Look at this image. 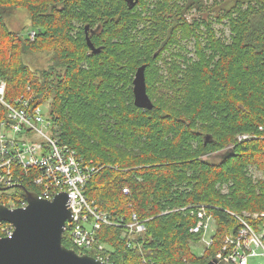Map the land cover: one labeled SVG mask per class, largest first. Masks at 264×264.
Masks as SVG:
<instances>
[{
    "label": "trees",
    "instance_id": "trees-1",
    "mask_svg": "<svg viewBox=\"0 0 264 264\" xmlns=\"http://www.w3.org/2000/svg\"><path fill=\"white\" fill-rule=\"evenodd\" d=\"M17 9L28 13L33 39L8 28ZM194 9L199 17L188 19ZM216 21L228 25V39ZM183 41L193 42L192 55ZM29 53L48 54L46 67L32 69ZM141 67L149 109L134 104ZM0 79L7 99L29 86L59 140L99 168L84 187L89 201L114 220L146 219L130 245L122 227L98 231L110 263L204 264L238 227L228 211L264 212V0H138L132 8L126 0H0ZM241 133L252 136L238 141ZM22 196L16 189L15 206ZM196 204L216 224L202 256L191 249L196 217L177 209ZM250 222L258 230L264 215ZM62 243L95 256L64 234Z\"/></svg>",
    "mask_w": 264,
    "mask_h": 264
},
{
    "label": "built area",
    "instance_id": "built-area-1",
    "mask_svg": "<svg viewBox=\"0 0 264 264\" xmlns=\"http://www.w3.org/2000/svg\"><path fill=\"white\" fill-rule=\"evenodd\" d=\"M33 39L34 31L29 33ZM7 83L0 79V104L5 109V118L0 121V193L9 189H20L24 181L34 187L40 200L51 201L60 192L67 195V206L71 209V219L63 227V233L76 247L92 250L95 258L109 262L106 244L98 239V231L103 226L122 227L121 236L130 245L134 235L146 230V219L132 213L129 220H114L111 215L100 210L84 194V187L90 177L99 170L92 161L79 157L74 148L62 143L54 133L56 125L48 111L41 107L45 103H34L35 94L27 86V95L11 99L6 97ZM34 132L37 139L29 137ZM33 134V133H31ZM251 134L237 135V140L247 139ZM1 187H8L2 190ZM128 192V188H123ZM23 192V191H22ZM23 194V193H22ZM28 200L22 196L15 206L25 207ZM189 210L196 217V224L190 228L192 234L199 236L197 243L202 246L200 256L214 243L215 218L205 204L188 205L177 208ZM238 222L234 232L222 238L213 257L225 260L229 264H264V226L255 229L250 220L263 216V213H241L228 211ZM14 226L0 222V234L10 236Z\"/></svg>",
    "mask_w": 264,
    "mask_h": 264
},
{
    "label": "water",
    "instance_id": "water-1",
    "mask_svg": "<svg viewBox=\"0 0 264 264\" xmlns=\"http://www.w3.org/2000/svg\"><path fill=\"white\" fill-rule=\"evenodd\" d=\"M132 8L138 0H126ZM86 42L92 52H98L86 34ZM134 104L151 108V99L146 92L144 68H139L132 81ZM8 187H1L2 190ZM28 200L25 207L9 208L0 202V222L13 224L10 236L0 237V264H112L100 261L87 253H78L62 243L63 227L71 219L65 192L53 200H40L36 193L20 186ZM204 264H229L217 257Z\"/></svg>",
    "mask_w": 264,
    "mask_h": 264
},
{
    "label": "rangeland",
    "instance_id": "rangeland-1",
    "mask_svg": "<svg viewBox=\"0 0 264 264\" xmlns=\"http://www.w3.org/2000/svg\"><path fill=\"white\" fill-rule=\"evenodd\" d=\"M213 1L214 0H204V3L210 4ZM199 15H200V13L197 12L195 9L191 10L188 13V17H189L188 19H192L193 17H199ZM5 22H6L8 28L10 30L16 31L24 37H26L27 34L32 31V28L30 25V20H29V15L24 9H17L12 15L7 16L5 18ZM213 28H214L215 32H217V34L223 35L224 37H226L228 39L230 32H229L228 25L224 21L223 22H218V21L214 22ZM183 44L186 45L187 49H189V51H190L188 53V55H192L191 51H192L193 42L192 41H188V42L183 41ZM48 56L49 55L46 53H39V54H30L29 53V54H26L24 56V60L32 69H40V68L46 67V65L48 64V61H49ZM45 106L46 107H41L43 112H46L48 110V107L46 104H45ZM31 133H33V134H31ZM31 133H30L29 137L32 139H37V137H36L37 135L34 132H31ZM15 191H16V189H9L6 192L0 193V199L5 194L4 196L7 197L8 203L14 202L12 195L14 194ZM222 191H224V192L227 191V187L223 186ZM191 249L196 255L200 256V254L202 252V246H200L197 242L191 243Z\"/></svg>",
    "mask_w": 264,
    "mask_h": 264
}]
</instances>
